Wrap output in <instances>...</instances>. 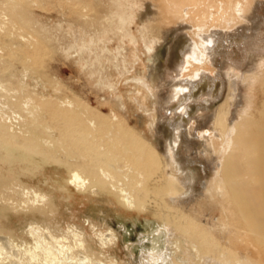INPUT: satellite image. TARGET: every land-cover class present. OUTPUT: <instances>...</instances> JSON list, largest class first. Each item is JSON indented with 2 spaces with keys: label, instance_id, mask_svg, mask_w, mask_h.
<instances>
[{
  "label": "rangeland",
  "instance_id": "1",
  "mask_svg": "<svg viewBox=\"0 0 264 264\" xmlns=\"http://www.w3.org/2000/svg\"><path fill=\"white\" fill-rule=\"evenodd\" d=\"M263 1L249 0L238 13L235 0L228 6L221 0H0V110L12 122L19 113L25 121L50 125L47 112L55 109L74 123L94 120L98 136L116 125L122 131H112L116 139L109 149L122 148L137 161L147 145L162 155L164 148L171 151L175 130V119L167 118L164 110L188 92L180 80L199 81L218 70L204 51L195 49L201 51L215 33L223 39L252 30L256 3ZM257 11L264 20V9ZM177 61L183 62L179 73ZM256 87L250 104L257 102ZM217 103L207 110L192 103L193 120L185 122L178 141L182 158L204 164L205 176L196 180H204V187L189 182L186 170L180 173L182 185L170 183L163 158L153 172L160 181L145 177L149 197L168 214L178 215L165 220L149 204L127 208L86 173L85 186L69 184L71 150L53 138L48 145L24 136L28 128L21 125L18 139L28 147L0 139V239L15 250L33 246L37 235L65 238L71 245L77 237L103 263L166 264L177 257L202 264H233L235 259L264 264V245L249 241L234 226L225 197L220 163L234 144L230 133L222 135L212 127L209 116ZM0 124L10 130L9 123ZM169 190L176 201L166 197ZM177 222L193 223L210 241L196 252L201 258L190 249L191 239L174 232ZM101 234H110L114 243L102 248ZM218 247L226 250L227 260L214 261ZM9 261L6 257L4 264Z\"/></svg>",
  "mask_w": 264,
  "mask_h": 264
},
{
  "label": "bare ground",
  "instance_id": "2",
  "mask_svg": "<svg viewBox=\"0 0 264 264\" xmlns=\"http://www.w3.org/2000/svg\"><path fill=\"white\" fill-rule=\"evenodd\" d=\"M221 1L225 6L232 3L231 0ZM247 2L249 0H235L234 4H237L238 7L235 11L243 13V9L246 8L244 5ZM260 8L264 9V1L256 3L255 11L253 10L256 16L250 19L252 30L230 33L228 36H224L223 39L215 33L214 36L207 37L206 42L202 44L201 51L195 49L196 52H201V54L204 51L218 70L215 76L201 75L199 81L192 78H182L180 81L188 86V92L178 99L170 109L162 108L165 109L164 113L167 118L173 116V119H175L172 124L175 130L171 132L173 134L172 148L171 151L166 148L162 149L163 156L149 145L143 153L137 155V158L142 161H137L138 159H135L133 155L122 148L109 149L116 139L112 131L116 133L122 131L119 126L112 125L110 126L111 130H107L104 136H98L96 130H93L95 128L94 120H87L85 123H74L55 109H50L47 112V119L53 130H50L51 126L47 123L44 125V122L32 123L31 120L25 121L19 113L17 117L13 118L12 122L11 117L0 110V123H9L11 130L8 131L0 124V139L17 147H28L25 141L18 139L22 132L21 125L28 128L24 131V136H27L26 134L32 135V137L35 136L36 140H41L48 145H51L50 142H52L51 140L47 141L48 138L56 139L74 154L73 159L70 160L72 169L69 175V184L78 187L85 186L89 182V178L85 176L86 173L91 181L101 183L109 191L114 192L117 200L127 208H143L149 204L153 206L151 211L156 216H160L163 220L171 219L178 215L168 214L166 212L168 209L165 206L149 197L144 186L145 177H153L154 180L160 181L161 176H153V172L156 162L163 158L167 163L166 172H169L168 179L170 183L182 185L180 173L186 170L190 178V180L188 179L189 182L194 180L200 189L204 187V180L196 181L199 176H205L204 164L182 158L178 152V141L182 131L180 129L184 128L185 122L193 120L192 103L195 102L198 105L197 107L207 110L218 102L209 118L212 120V127L220 134L227 135L230 133L234 144L225 153L220 163L225 197L229 202L231 212L235 216L233 223L234 226L246 232V239L263 246L264 77H260L258 74L263 75L264 73V67L261 69V66L259 67L264 54V20L257 11ZM193 47L191 45L188 48L192 50ZM193 56L196 58L197 53ZM182 64L183 62L177 61L175 67L177 73H179ZM241 68L246 69V72H239ZM202 73L204 72L202 71ZM242 73L244 74L242 75ZM256 85L257 89L254 91L258 93L257 102L250 104V92L253 91L252 89ZM200 89L204 92L200 93ZM194 97L196 99H193ZM241 111L242 113H240ZM231 125L237 127V130L236 128L230 130ZM31 126L32 129L29 130ZM13 127L18 130L13 132ZM43 133L49 134L48 137ZM102 142L105 143L106 147L101 144ZM213 142L215 152H218L220 146L216 145L218 144L217 139L214 138ZM109 144L111 146L108 147ZM119 162L125 163L123 168L118 167ZM128 162L133 163L135 167L130 166ZM137 177L139 180H137ZM171 191H167L166 197L174 202L177 198L175 192ZM172 225L174 226V232L182 233L186 235V238L191 239L190 249H194L196 255L200 248L206 247L210 242L204 236L202 230H197L193 223L182 224L177 222ZM73 240L74 243L71 245L66 242L65 238L37 235L33 246L24 245L14 250L10 242L6 239H0V264H4L6 257L10 259V264H27L30 262L39 264H114L109 260L103 263L100 254L96 255L91 252L77 237H74ZM100 241L102 248L114 243L110 234H101ZM174 243L176 245L178 240ZM224 252L226 250L219 247L214 250L212 253L214 261H220L222 257L224 258L223 261L227 260L224 257ZM197 256L200 257V255ZM157 258L160 259L159 256ZM176 258L172 257L166 264H202L192 258L190 262H182L176 260ZM24 259L26 260L24 261ZM227 262L225 261L224 264H227ZM243 262L245 260L235 259L233 264H242Z\"/></svg>",
  "mask_w": 264,
  "mask_h": 264
}]
</instances>
